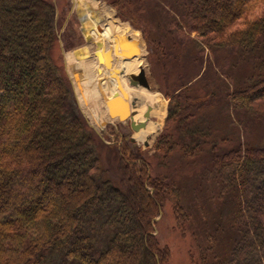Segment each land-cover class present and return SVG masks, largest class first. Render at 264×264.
<instances>
[{
	"label": "trees",
	"instance_id": "trees-1",
	"mask_svg": "<svg viewBox=\"0 0 264 264\" xmlns=\"http://www.w3.org/2000/svg\"><path fill=\"white\" fill-rule=\"evenodd\" d=\"M103 1L138 26L163 57L161 64L168 63L158 38L163 30L148 27L145 0ZM175 6L178 18L166 16L173 36L195 31L210 52L252 54L257 72L243 87L227 89L224 99L240 108L262 104L264 111V0H173ZM55 12L52 0H0V264H170L169 249L154 233L166 200L181 230L198 216L193 264H264V146L206 139L208 132L192 110L206 101L198 104L189 93L204 47L190 58H181V52L173 56L185 77L179 78L176 94L162 90L169 108L154 149L165 157L174 149L167 128L179 118L188 138L181 140V150L194 156L193 162L209 147L216 186L208 191L218 200L206 206L217 211L211 230L202 207L192 213L184 207L174 181L151 175L131 139L123 136L115 145L124 188L99 180L95 133L78 110L63 65L52 56ZM217 203H228L230 220L218 213Z\"/></svg>",
	"mask_w": 264,
	"mask_h": 264
},
{
	"label": "rangeland",
	"instance_id": "rangeland-1",
	"mask_svg": "<svg viewBox=\"0 0 264 264\" xmlns=\"http://www.w3.org/2000/svg\"><path fill=\"white\" fill-rule=\"evenodd\" d=\"M52 3L56 10L54 23L57 31V41L52 56L58 64L63 65L71 83L78 110L87 119L95 133L94 151L98 158L96 172L99 175V180H108L112 185L116 184L124 188L126 179L123 162L115 145L122 141L123 136L131 139L134 141L133 146L138 147L145 161L150 164L151 175L167 177L172 182L174 181L180 188L181 203L188 209V212L192 213L196 208L202 207L204 222H210L208 229H213L214 225L211 223L217 217L215 214L217 211L213 212V209L210 210L207 207L210 205L211 208L213 201L215 203L218 200L210 197L208 191V189L211 190V186L213 188L216 186L213 178L214 165L210 162L211 152L207 151L209 147H204L205 151L200 155L201 158L195 159L193 162L194 156L189 157L181 150L183 144L181 140L187 136L183 135L186 123L180 122L181 119L179 118L167 128V134L177 144L174 149L168 152L166 157L154 149L157 136L164 130L169 108V98L162 90L176 94L179 92L176 88L179 84V78L185 77L184 70L175 65L173 56L181 52V58H190L193 52L195 53L200 47H204L202 67H200L195 84L191 86L189 93L194 92L198 104L200 101H206L203 108L195 106L196 108L192 109L196 112L198 125L208 132L206 133L208 136H205L206 139L217 141L226 138L231 141V146L240 143L244 147L247 145L262 147L264 146L263 105L256 103V105L249 104L240 108L227 103V100L224 99L227 89L232 91L243 87L248 83L249 76L257 72L251 57L252 54H250L251 56H244L240 52H228L220 48L210 52L207 45L198 43L200 39L195 31L185 32V37L181 39L173 36L172 34L176 31H171L168 24L169 21L178 18L177 7H172L173 0H145V13L147 14L145 17L148 21V27L155 32L158 31V33L163 30L161 37L158 38L166 48L169 64H161L162 59L160 57L162 56L148 46L138 26L135 27L129 21L121 19L117 10L105 1L52 0ZM116 26L120 27L119 30L125 29L127 37L138 39L139 65L144 68L150 85V89L142 86L130 87L127 75L137 73L138 68L126 71L127 74L123 69L124 64L123 67H119L123 71V74L120 73L121 79L124 85H128L129 107L134 113H138L141 108L146 110L148 105L152 106L147 97L142 95L144 90L152 94L157 93L164 102L163 115L159 116L158 110L153 107L148 118L149 122L147 121L148 127L140 132L131 129L129 120L125 122L110 121L105 113L103 97L110 93L109 91L106 92L109 85L106 84L104 75L97 71V67L100 66L96 61L98 51L94 46L95 44L100 45L101 52L102 47L105 49L108 46L116 51L111 43L108 44L109 37L102 34L105 27L113 29ZM187 38L192 39L190 40L192 44L189 47L186 42ZM193 39L198 43V46ZM184 41L186 43L183 47ZM114 51L112 53H115ZM113 58L116 66L122 65L123 61L118 55H113L111 59ZM101 62L104 63L102 60ZM102 66L106 67V64L104 63ZM99 85L102 86V94ZM112 85L114 84L112 83ZM210 91H212L211 94ZM140 116L142 118L141 114ZM159 119L161 120L159 129L150 134L152 123ZM219 149L221 148L219 147ZM202 174L203 176H201ZM227 205L228 203L220 206L217 203L220 209L218 213H221L223 218L230 220V209L226 208ZM197 218L198 216L194 215L190 221H187L184 226L185 229L181 230L177 224L171 202L168 200L164 202L160 214L155 218L154 233L160 246H166L169 249L170 264H193L192 259L197 258L198 242L196 236L198 232L193 223L195 220L196 222L199 220ZM188 222L192 223L188 224ZM220 236L228 244V236L224 237L223 233ZM223 241L221 240V243Z\"/></svg>",
	"mask_w": 264,
	"mask_h": 264
},
{
	"label": "bare ground",
	"instance_id": "bare-ground-1",
	"mask_svg": "<svg viewBox=\"0 0 264 264\" xmlns=\"http://www.w3.org/2000/svg\"><path fill=\"white\" fill-rule=\"evenodd\" d=\"M120 27L116 26L114 27L113 29H110V28H104L103 31H102V34L103 35H107V37H109L108 39V44H112L114 48H116V51H114L115 55H118L120 59H122V55H125V54H130V55H133V53H136L135 54V57H132L130 61H127V62H122V65H118V67H123V64H124V72L127 73L126 71H132V70H135L138 68H140L141 65H139V61H138V54H139V50H138V46L139 43L137 42L136 38H132V41H128L126 39V35H127V31L125 29H122V30H119ZM108 32V33H107ZM103 46V44H101ZM94 48H97V57L98 59H101L103 61L104 60V63L106 64V67L102 66V64L99 62V68L97 67V70L98 72H100L101 74L104 75L105 79H106V84H108L109 88H107L109 92L113 91L114 89V86H117L119 87L122 92L125 94V95H122V97L125 99L124 101H121L119 100L120 97H116L114 100L112 99V101H114V107H119L120 110H127V107L130 106V104L128 105V99H129V92L127 91V87L128 85H124L123 81H122V77L120 78V68H113L112 67V63L109 62V57L110 56H107L104 54V47H102V51L101 52V48H100V45H97L95 44ZM99 48V50H98ZM120 48V49H119ZM117 49H119V51H117ZM102 67V68H101ZM128 74V73H127ZM129 75H127L128 77ZM111 80H113V82H111ZM110 82V83H109ZM112 83L114 85H112ZM122 83H123V86H122ZM130 87H135V86H132L129 84ZM99 90L102 94V86L99 85ZM128 92V93H127ZM143 96L147 97V100L150 104H152V107H154V109L156 108L159 112V116H162L163 115V111H164V102L163 100L160 98V96L156 93V94H152L150 92H148L147 90H144L143 93H142ZM116 103V104H115ZM129 110V109H128ZM130 115L132 116V118L139 122V121H146V126L144 128H140L138 130V132H140L141 130L143 129H146L148 127V120L147 118L144 117L143 113H144V109L141 108L140 110H138V113L135 112L130 108ZM127 113V111H126ZM140 114L142 115V118L140 116ZM109 117V120L110 121H113V120H116V118H112L110 116ZM138 119V120H137ZM148 121V122H147ZM161 125V120L159 119L157 122H153L152 123V127L150 129V134H153L156 132V130L159 129Z\"/></svg>",
	"mask_w": 264,
	"mask_h": 264
},
{
	"label": "water",
	"instance_id": "water-1",
	"mask_svg": "<svg viewBox=\"0 0 264 264\" xmlns=\"http://www.w3.org/2000/svg\"><path fill=\"white\" fill-rule=\"evenodd\" d=\"M112 47H109V49L106 52V55L109 56V52L112 51ZM136 53H133V55H122V61L123 62H127L130 61L132 57H135ZM123 71H121V74ZM127 80L129 82L130 85L132 86H142L145 87L146 89H150V85L148 83V80L146 78V74H145V70L142 66H140L138 72L136 74H131L127 77ZM116 90H114L111 95L112 97L116 98L118 96V92H120L121 95H125L122 90L116 86ZM119 97V96H118ZM104 104H105V108L107 111L108 116L112 117V118H117L119 121H123L125 122L126 120H129V125L131 127L132 130L134 131H138L140 128H144L146 126V121H135L132 116L130 115L129 112V107H127V110H120L119 107H114V101L110 100L109 98H107V96L105 95L104 97ZM116 104V103H115ZM129 105V103H128ZM149 110H150V106H147L146 110L144 111L143 115L145 118L148 119L149 117ZM127 111V113H126Z\"/></svg>",
	"mask_w": 264,
	"mask_h": 264
},
{
	"label": "crops",
	"instance_id": "crops-1",
	"mask_svg": "<svg viewBox=\"0 0 264 264\" xmlns=\"http://www.w3.org/2000/svg\"><path fill=\"white\" fill-rule=\"evenodd\" d=\"M126 39L130 42V41H132V39L130 38V37H127L126 36ZM137 40V42H138V39H136ZM137 46H139V45H137ZM109 47V46H108ZM105 48V49H103V51H104V54L106 55V52H107V50L109 49V48ZM120 49V48H119ZM102 51V52H103ZM115 55L114 53H111V52H109V59H110V62L112 63V67L113 68H118L119 69V67H117L116 66V64L114 63L115 61H114V58L113 59H111V57H113V55ZM103 60H105V59H103ZM122 86H123V83H122ZM124 87V86H123ZM113 90H115V89H113ZM128 91V90H127ZM111 93H112V91L109 93V94H106V96H107V98H109L110 100H114L115 98L114 97H112V95H111ZM128 93V92H127ZM118 96L120 97V99L119 100H121V101H124L125 99L122 97V95L120 94V92H118ZM103 102H104V100H103ZM148 106H150V110H149V116H150V114L152 113V109H153V107L151 106V105H148ZM129 112H130V107H129ZM106 114H107V111L105 112Z\"/></svg>",
	"mask_w": 264,
	"mask_h": 264
},
{
	"label": "flooded vegetation",
	"instance_id": "flooded-vegetation-1",
	"mask_svg": "<svg viewBox=\"0 0 264 264\" xmlns=\"http://www.w3.org/2000/svg\"><path fill=\"white\" fill-rule=\"evenodd\" d=\"M97 58V57H96ZM98 71V70H97Z\"/></svg>",
	"mask_w": 264,
	"mask_h": 264
}]
</instances>
